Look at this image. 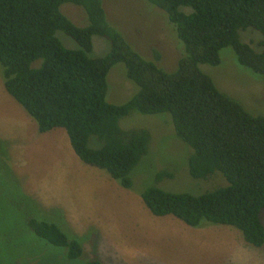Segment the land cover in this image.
<instances>
[{
	"label": "trees",
	"instance_id": "obj_1",
	"mask_svg": "<svg viewBox=\"0 0 264 264\" xmlns=\"http://www.w3.org/2000/svg\"><path fill=\"white\" fill-rule=\"evenodd\" d=\"M163 10L183 43L184 55L173 71L162 69L153 49L145 59L109 22L102 0H0V65L5 90L46 132L65 129L79 159L105 169L120 186L130 188V172L148 151L146 129L123 130L119 120L131 112H168L175 135L191 148L188 172L205 179L220 172L225 186L201 194L169 192L150 186L140 194L155 216L172 215L187 225L204 222L239 229L244 240L264 245V115H253L220 90L199 65H218L219 52L231 47L237 62L264 75V0H147ZM81 7L85 23H74L63 4ZM257 30L260 51L241 41L239 31ZM77 48L66 47L57 32ZM109 43L103 56L90 57L92 37ZM38 61V64L35 62ZM123 63L137 92L121 104L106 101L107 73ZM95 136L101 146H89ZM171 177L160 172L157 178ZM25 222L37 236L67 249L69 258L83 253L80 241L55 223ZM84 264H101L87 258Z\"/></svg>",
	"mask_w": 264,
	"mask_h": 264
},
{
	"label": "rangeland",
	"instance_id": "obj_2",
	"mask_svg": "<svg viewBox=\"0 0 264 264\" xmlns=\"http://www.w3.org/2000/svg\"><path fill=\"white\" fill-rule=\"evenodd\" d=\"M102 2L109 22L136 51L150 60L156 49L162 69L176 68L183 43L163 10L147 0ZM61 11L74 23H85L81 7L66 3ZM57 36L64 46L78 47L66 34ZM239 37L260 51L257 30H240ZM92 44L90 57L109 51L102 36L94 35ZM219 55L218 65L200 64V69L248 112L264 115V75L240 65L231 47ZM1 70L0 65V264H84L87 258L101 264H264V245L247 243L233 226H190L172 215L155 216L145 206L140 194L150 186L197 195L227 184L220 172L205 179L189 175L191 148L175 135L170 113L134 111L119 120L123 130L149 132L148 151L130 172L132 186L124 188L105 169L81 161L64 128L40 132L35 119L5 90ZM106 80L109 103H124L138 90L123 63L114 64ZM88 144L101 146L95 136ZM160 172L172 176L158 179ZM35 211L38 219L77 238L83 253L69 258L65 247L31 231L25 215ZM260 219L264 224V209Z\"/></svg>",
	"mask_w": 264,
	"mask_h": 264
}]
</instances>
